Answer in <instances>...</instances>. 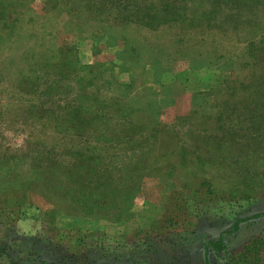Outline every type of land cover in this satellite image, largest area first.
Returning <instances> with one entry per match:
<instances>
[{
    "label": "rangeland",
    "instance_id": "rangeland-1",
    "mask_svg": "<svg viewBox=\"0 0 264 264\" xmlns=\"http://www.w3.org/2000/svg\"><path fill=\"white\" fill-rule=\"evenodd\" d=\"M255 213L264 0H0V264H264Z\"/></svg>",
    "mask_w": 264,
    "mask_h": 264
},
{
    "label": "trees",
    "instance_id": "trees-1",
    "mask_svg": "<svg viewBox=\"0 0 264 264\" xmlns=\"http://www.w3.org/2000/svg\"><path fill=\"white\" fill-rule=\"evenodd\" d=\"M264 213H255L252 216H260ZM243 219L238 218L235 219L227 229H224L219 232L218 236L215 239H208L206 240L202 245L203 250V264H210L207 259V253L211 252L216 257L220 259H224L225 261L228 260L229 264H252L255 262V256L257 255L258 249H252V255L247 256L248 247L246 246L244 248V252L240 254V256H228V251L225 245V238L226 236L230 235L232 232L236 231L238 228V224ZM164 223L170 225L171 217L168 215L166 219L163 220ZM47 264H53V263H47Z\"/></svg>",
    "mask_w": 264,
    "mask_h": 264
}]
</instances>
